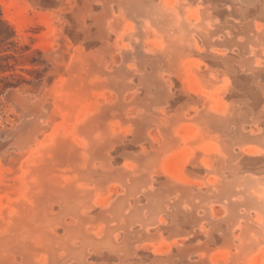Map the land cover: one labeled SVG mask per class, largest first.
<instances>
[{
	"label": "rangeland",
	"instance_id": "374dc122",
	"mask_svg": "<svg viewBox=\"0 0 264 264\" xmlns=\"http://www.w3.org/2000/svg\"><path fill=\"white\" fill-rule=\"evenodd\" d=\"M0 18V264H264V0Z\"/></svg>",
	"mask_w": 264,
	"mask_h": 264
},
{
	"label": "trees",
	"instance_id": "16d2710c",
	"mask_svg": "<svg viewBox=\"0 0 264 264\" xmlns=\"http://www.w3.org/2000/svg\"><path fill=\"white\" fill-rule=\"evenodd\" d=\"M0 23H1L0 39L6 40L9 37H11L15 32L7 20L0 18ZM4 26H5L6 30H4V28H3ZM38 52H40V51L38 50ZM9 56H14V55H9ZM10 67H12V65H10L9 63H7L5 66H1V68L4 70L9 69ZM7 78L8 77H2V80L7 79ZM7 85H9V84L6 83L5 86H7Z\"/></svg>",
	"mask_w": 264,
	"mask_h": 264
}]
</instances>
